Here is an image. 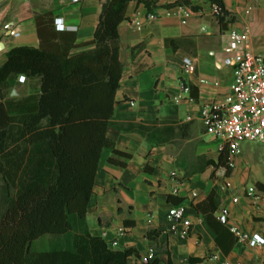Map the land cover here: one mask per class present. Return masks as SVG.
<instances>
[{
	"label": "crops",
	"instance_id": "obj_1",
	"mask_svg": "<svg viewBox=\"0 0 264 264\" xmlns=\"http://www.w3.org/2000/svg\"><path fill=\"white\" fill-rule=\"evenodd\" d=\"M104 1L0 0V66L14 47H39L36 15L45 13L73 36L71 55L92 50ZM176 1L157 0L150 12L153 18L145 20L140 31L133 30L129 20L136 11L142 17L148 12L142 4L129 2L118 25L121 77L105 134L130 158L115 156L125 165H112L111 148L102 149L86 208L87 230L111 249H135L137 255L127 264H141L149 248L154 250L153 264H187L190 258L199 259L198 264H264V246L249 247L226 232L219 235L220 245L209 221L225 209L228 230L260 232L264 190L256 185H264V146L242 143L234 168L226 174L223 166L215 165L223 141L206 134L202 123L203 108L221 100L232 81L233 68L223 63L229 32L246 31V44L239 52L257 54L264 49V0H221V22L211 14L210 0L171 6ZM8 23L12 26L6 36ZM185 58L193 64L192 73L183 71ZM20 76L8 81L9 97L39 93L38 78L18 81ZM181 82L189 87L187 93ZM252 187L257 199L245 194ZM210 192L216 210L208 219L194 204ZM168 196L180 202L174 204ZM174 205L183 206L191 222L185 238L172 231L168 211ZM211 256L214 260L208 262Z\"/></svg>",
	"mask_w": 264,
	"mask_h": 264
},
{
	"label": "trees",
	"instance_id": "obj_2",
	"mask_svg": "<svg viewBox=\"0 0 264 264\" xmlns=\"http://www.w3.org/2000/svg\"><path fill=\"white\" fill-rule=\"evenodd\" d=\"M132 1L150 13L157 0H105L91 41L94 48L73 55V36L54 30L49 13L36 15L39 47H14L0 66V264H127L137 255L133 248L111 249L85 223L102 149L111 148L112 165H125L115 156L130 158L115 149L105 132L121 77L118 25ZM210 1L221 22V0ZM183 4L179 0L171 6ZM17 75L38 78L39 93L9 97L8 81ZM226 156L223 149L215 165L226 168ZM256 186L264 190V185ZM194 207L209 219L216 210L213 192ZM213 220L221 245V232L233 234ZM45 235L53 239L45 249L36 248L35 241ZM199 262L190 258L187 264Z\"/></svg>",
	"mask_w": 264,
	"mask_h": 264
},
{
	"label": "built area",
	"instance_id": "obj_3",
	"mask_svg": "<svg viewBox=\"0 0 264 264\" xmlns=\"http://www.w3.org/2000/svg\"><path fill=\"white\" fill-rule=\"evenodd\" d=\"M71 1L76 2L77 0ZM210 11L214 17H217L220 12L215 4L210 5ZM151 18H153L151 13H146L142 17L141 13L136 11L130 18L129 24L133 30L140 31L144 21ZM54 25L58 31L65 29L58 19L54 20ZM13 36L17 37L18 34L13 33ZM246 40V31L232 30L229 32L226 48L228 56L223 63L233 68L232 81L227 93L221 100L210 103L202 110V123L205 132L223 141L221 150L225 149L227 153L225 170L230 171L235 166L234 158L239 154L242 143L248 142L264 146V49L257 54L250 51L239 52V48L246 44ZM182 64L184 72H193L194 67L190 59H183ZM18 81H24V76H20ZM181 89L185 93L189 91V87L183 82H181ZM227 187H230V184H227ZM175 193L176 191L173 190L172 194L175 195ZM245 194L249 197L258 198L253 187L248 188ZM192 196L195 197V194ZM168 219L172 223V231H177L184 238L188 235L191 222L186 216L183 206H172L168 211ZM216 219L227 225V211L223 209ZM229 231L237 241L244 242L249 247L264 246V221L259 233L249 235L240 232L235 227H229ZM154 258V250L149 248L140 257V263L153 264ZM213 260V256L207 259L208 262Z\"/></svg>",
	"mask_w": 264,
	"mask_h": 264
},
{
	"label": "rangeland",
	"instance_id": "obj_4",
	"mask_svg": "<svg viewBox=\"0 0 264 264\" xmlns=\"http://www.w3.org/2000/svg\"><path fill=\"white\" fill-rule=\"evenodd\" d=\"M1 191L2 190H1V184H0V194H1ZM2 210H3V203L0 200V213L2 212ZM51 239H53V237L51 235H45V236L39 238L38 240H36L34 246L36 248H38V249H42L43 250V249L46 248L47 243L49 241H51Z\"/></svg>",
	"mask_w": 264,
	"mask_h": 264
},
{
	"label": "water",
	"instance_id": "obj_5",
	"mask_svg": "<svg viewBox=\"0 0 264 264\" xmlns=\"http://www.w3.org/2000/svg\"><path fill=\"white\" fill-rule=\"evenodd\" d=\"M11 26H12V23H8V24L6 25V27H5V30H6L5 35H6V36L10 35V28H11ZM2 47H3V45H2V43H0V49H2ZM11 95H12V96L15 95L14 91L11 93Z\"/></svg>",
	"mask_w": 264,
	"mask_h": 264
}]
</instances>
